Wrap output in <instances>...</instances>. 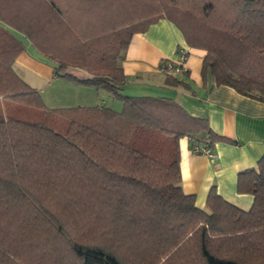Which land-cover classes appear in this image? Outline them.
<instances>
[{"label":"trees","instance_id":"obj_1","mask_svg":"<svg viewBox=\"0 0 264 264\" xmlns=\"http://www.w3.org/2000/svg\"><path fill=\"white\" fill-rule=\"evenodd\" d=\"M160 20L204 53L202 75L264 102V0H0V22L54 75L123 104L47 109L0 26V264H264V156L238 174L249 210L214 188L199 209L179 141L222 138L170 98L121 94L122 54Z\"/></svg>","mask_w":264,"mask_h":264},{"label":"crops","instance_id":"obj_2","mask_svg":"<svg viewBox=\"0 0 264 264\" xmlns=\"http://www.w3.org/2000/svg\"><path fill=\"white\" fill-rule=\"evenodd\" d=\"M0 26L22 42L24 52L17 57L13 69L30 86V80L41 78L43 87L35 88L47 109L102 106L100 89L57 77L54 63L41 56L22 35L1 22ZM181 48L188 51L186 71L172 76L161 74L158 66L176 59ZM203 55L186 45L172 23L160 20L146 32L133 36L118 65L125 76L124 84L131 81L162 92L191 116L206 119L210 130L222 138L213 141L214 159L193 154L185 138L179 141L182 191L194 195L199 209L205 208L208 193L214 188L224 200L249 210L252 197L237 192V178L264 156V102L215 85L209 72L202 75ZM76 74L79 79L88 77L84 72Z\"/></svg>","mask_w":264,"mask_h":264},{"label":"rangeland","instance_id":"obj_3","mask_svg":"<svg viewBox=\"0 0 264 264\" xmlns=\"http://www.w3.org/2000/svg\"><path fill=\"white\" fill-rule=\"evenodd\" d=\"M30 81H31L30 83L32 84V87L34 88L36 87L37 89H40L41 87H43L41 78H38L37 81H32V80ZM99 92L101 94L100 103L103 107L110 108L114 111H121L123 104L120 99L114 97L108 91L104 89H100ZM121 94L125 96H152V97L163 96L165 97L164 96L165 94H162V92L153 90L151 87H147L145 85H134L133 83H131V81L129 83L122 85Z\"/></svg>","mask_w":264,"mask_h":264},{"label":"built area","instance_id":"obj_4","mask_svg":"<svg viewBox=\"0 0 264 264\" xmlns=\"http://www.w3.org/2000/svg\"><path fill=\"white\" fill-rule=\"evenodd\" d=\"M188 57V51L186 49H179L176 59L174 60H167L163 63H161L157 70L166 76H172L175 74H180L186 71L185 68V62ZM191 152L193 154L197 155H203L206 156L210 159H214L215 156L212 152L211 147L205 146V145H194L193 148L191 149Z\"/></svg>","mask_w":264,"mask_h":264}]
</instances>
